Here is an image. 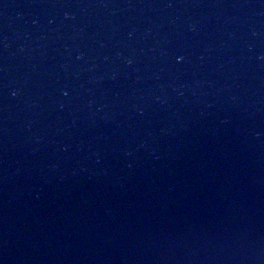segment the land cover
I'll return each mask as SVG.
<instances>
[{
    "label": "water",
    "instance_id": "water-1",
    "mask_svg": "<svg viewBox=\"0 0 264 264\" xmlns=\"http://www.w3.org/2000/svg\"><path fill=\"white\" fill-rule=\"evenodd\" d=\"M0 264H264V0H0Z\"/></svg>",
    "mask_w": 264,
    "mask_h": 264
}]
</instances>
